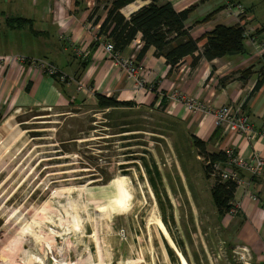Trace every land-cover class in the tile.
Listing matches in <instances>:
<instances>
[{
	"label": "rangeland",
	"instance_id": "374dc122",
	"mask_svg": "<svg viewBox=\"0 0 264 264\" xmlns=\"http://www.w3.org/2000/svg\"><path fill=\"white\" fill-rule=\"evenodd\" d=\"M245 4L264 24V0ZM111 112L86 102L1 118L0 264H180L157 220L188 264L255 263L256 249L230 247L234 229L218 223L205 158L182 126L159 109ZM120 176L124 211L108 204Z\"/></svg>",
	"mask_w": 264,
	"mask_h": 264
},
{
	"label": "crops",
	"instance_id": "0c3cea01",
	"mask_svg": "<svg viewBox=\"0 0 264 264\" xmlns=\"http://www.w3.org/2000/svg\"><path fill=\"white\" fill-rule=\"evenodd\" d=\"M150 1L135 0L120 12L128 18ZM163 1H169L176 11L192 7L186 25L191 27L193 38L202 37L216 25H235L237 20L227 4L239 3L246 10L245 27L254 28L257 38L264 43V24L251 15L253 7L245 4L250 0H159ZM103 6L102 0H0V30L4 31L0 35V51L7 50L0 53V58H3L0 60V118L31 109L60 110L86 102L96 104L95 94H102L119 101H129L133 104L132 108H163L162 112L174 124L181 125L189 136L204 141L207 152L232 148L245 159H249L254 152L264 158V81L252 93L262 64V58L254 56L257 52L255 44L244 40V53L210 61L202 58L194 66L190 64L192 57L186 56L172 69L163 57L154 54L153 47H149L142 58L135 61L138 74L134 79L127 76L123 65L103 52L106 40L97 36L99 25L106 15ZM94 8L92 19L98 18L95 24L88 21ZM215 9L219 10L209 20L197 22ZM7 17H20L29 22L24 27L11 29L3 23ZM203 43L202 38L197 43L199 49ZM140 47L137 36L119 53V58H127L135 48L137 52ZM76 50H85L86 57L80 58ZM9 55L49 61L72 80L64 83L43 74L36 67L9 62ZM79 85L83 87L78 89ZM180 97L194 98L206 108L230 105L240 109L259 134L248 140L243 135L227 133L223 128L216 127L213 114L191 112ZM107 111L100 110L102 113ZM240 176L243 184L237 187L233 199L238 205V215L216 216L220 225L234 229L230 247L242 245L250 251L256 249L252 256L254 262L259 263L264 259V177H251L243 170ZM207 181L210 182V194L214 180L209 177ZM193 189L196 187L191 188L192 193ZM234 218L237 219L235 223Z\"/></svg>",
	"mask_w": 264,
	"mask_h": 264
},
{
	"label": "trees",
	"instance_id": "16d2710c",
	"mask_svg": "<svg viewBox=\"0 0 264 264\" xmlns=\"http://www.w3.org/2000/svg\"><path fill=\"white\" fill-rule=\"evenodd\" d=\"M102 1L104 3L103 8L106 9V15L99 25L97 36H102L106 41L111 42L114 51L118 53L123 51L139 36L141 47L136 53L135 61H139L149 47H153L156 56L165 59L170 69L175 68L186 56L192 57L190 64L194 66L202 58L210 61L214 58L236 55L245 51L242 35L243 27L238 24L231 26L216 25L211 30L205 32L202 37L193 38L190 35L191 27L186 25V20L192 7L176 11L169 1L159 2V0H151L132 12L128 18H125L120 10L135 0ZM96 8L88 16V21H92L93 24L98 19H92ZM218 10H213L197 22L209 20ZM28 22L29 20L20 17H7L3 21L4 25L11 29L24 27ZM202 38L204 39V43L201 49H199L197 43ZM195 53L197 54L194 55ZM261 63L259 78H257L253 86L252 93L264 81V54L262 55ZM245 71L241 72V76H243ZM95 98V108L99 109V111L108 109L107 113L131 109L133 107L131 102L119 101L112 96L107 97L102 94H95ZM159 110L162 111L163 108H159ZM189 142L196 149L197 154L201 155L208 162H205L206 164L203 165L202 169L204 176L209 178V175L212 174L211 163L215 161L223 162L226 158L224 152L222 150L215 153L207 152L205 142L192 135L189 136ZM236 189L237 185L234 181L222 180L219 175L215 174L214 181L210 187V196L217 215L220 218L229 214ZM238 212L236 215H238ZM173 241L179 245L177 241ZM168 254L173 259V252L169 248ZM256 264L264 263L257 262Z\"/></svg>",
	"mask_w": 264,
	"mask_h": 264
},
{
	"label": "built area",
	"instance_id": "2783aa9c",
	"mask_svg": "<svg viewBox=\"0 0 264 264\" xmlns=\"http://www.w3.org/2000/svg\"><path fill=\"white\" fill-rule=\"evenodd\" d=\"M227 8L236 18V24L243 27L242 35L244 40L256 45L257 52L254 53V56L262 58V55L264 54V43L257 38V33L254 28L245 27V8L241 4L233 2H228ZM102 49L108 57L119 62L126 68L128 77L136 79V75L138 74V65L135 62L137 48H135V51L125 59L119 58V53L114 51L111 42L105 41ZM75 53L83 59L87 55L85 50H76ZM7 59L9 62H19L21 64L36 67L43 74L50 77H56L59 81L64 83L72 80L70 76L60 72L54 64L43 59H28L20 55H9L7 56ZM0 60H3V58H0ZM136 82L140 84L137 80ZM80 87L83 86L79 85L78 89H80ZM180 100L191 112L203 111L213 114L216 127L223 128L227 133L240 134L248 140L254 139V137L259 134V132L250 124L245 112L240 109H236L230 105H221L211 109L210 107L206 108L203 103L194 98L180 97ZM222 151L226 158L223 162L215 161L211 163L212 175L217 174L222 180H232L236 183L237 187L243 184V179L240 176L241 170L247 172L251 177H264V158L258 152H254L249 159H245L238 156L232 148H224ZM253 199L256 198L253 197ZM237 207L238 205L233 201L229 210V215L234 216L238 211ZM262 254L264 258V250Z\"/></svg>",
	"mask_w": 264,
	"mask_h": 264
},
{
	"label": "bare ground",
	"instance_id": "6f19581e",
	"mask_svg": "<svg viewBox=\"0 0 264 264\" xmlns=\"http://www.w3.org/2000/svg\"><path fill=\"white\" fill-rule=\"evenodd\" d=\"M6 125L9 126V120H7ZM11 138V141L18 142V139L20 137L16 134L10 135L9 139ZM21 140V139H20ZM10 141L8 140L7 143ZM108 187L112 190L111 197L109 198L108 204H110L114 210L116 211H124L129 206L130 201V189L128 186V181L123 176L113 178L109 181ZM155 223L158 225L163 237L165 238L167 244L176 252V255L179 259L180 264H188L184 256L179 252L174 244L172 243L167 231L161 224L159 220L155 221ZM251 264V263H246Z\"/></svg>",
	"mask_w": 264,
	"mask_h": 264
}]
</instances>
